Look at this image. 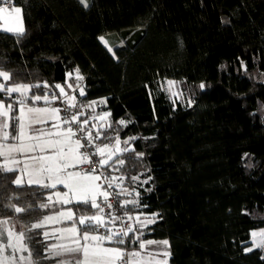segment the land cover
I'll return each mask as SVG.
<instances>
[{
  "label": "trees",
  "instance_id": "trees-1",
  "mask_svg": "<svg viewBox=\"0 0 264 264\" xmlns=\"http://www.w3.org/2000/svg\"><path fill=\"white\" fill-rule=\"evenodd\" d=\"M14 5L22 8L26 35L17 41L0 31V65L13 74L7 83L47 82L50 89L32 91L59 94L54 86L74 85L66 72L79 68L86 82L79 100L106 98L96 113L111 112L107 134L121 141L136 137L121 144L135 151L123 154L118 172L123 187L135 189L147 205H129L133 227H140L136 215L159 213L142 238L167 239L168 264H264V249L244 250L252 246L251 232L264 229V0H89L87 9L78 0ZM168 79L184 83L191 106L173 104L161 89ZM120 119L127 127L116 123ZM134 175L151 180L134 182ZM16 176L0 164V221H9L0 227L16 233L29 228L31 259L54 264L60 258H46L47 249L61 243L45 238L44 227L31 229L50 213L39 205L51 189L17 186ZM124 199L137 197L133 192ZM12 205L30 210L18 214ZM64 207L76 219L94 211ZM126 248L139 250L131 243Z\"/></svg>",
  "mask_w": 264,
  "mask_h": 264
},
{
  "label": "snow or ice",
  "instance_id": "snow-or-ice-1",
  "mask_svg": "<svg viewBox=\"0 0 264 264\" xmlns=\"http://www.w3.org/2000/svg\"><path fill=\"white\" fill-rule=\"evenodd\" d=\"M78 2L86 9L90 6L89 0H78ZM13 4L14 0H0V5H3L0 6V18L7 19L15 14L14 25L4 26L0 31L13 34L19 41L26 35V28L22 8L13 6ZM100 39L108 47V42L103 37ZM108 51L115 58V52L111 47H108ZM72 75L73 73H68L69 77ZM12 80V72L5 70L0 65V81H2L0 82V93L4 94L0 97V115L10 119L11 125L6 121L4 127L7 129L11 126L13 132L16 133L11 136V139L19 142L18 145H8L9 151L23 152L25 127L32 122L46 123L42 114L51 112L60 122L52 125L60 130L49 134L56 138L47 142L49 148L53 150V154L31 157L33 166L37 169L35 173L37 178L29 179L28 183L37 184L44 189H56L58 185H63L67 191H56L55 200H53V196L49 195V203L41 204L39 208L49 209L56 204H76L84 206L85 212L95 210L92 215H79L76 219V213L68 208L66 211H58L55 216L45 215L42 221L31 224V229H40L48 222L54 220L60 222L58 219L60 217L72 222L71 227L60 230L62 233L71 234L61 237L70 243L50 245L47 249L49 255L46 258L64 257L61 264H168L171 256L169 241L167 239L142 238L144 236L143 229L155 224L159 213L136 215L135 220L139 224V228H134L132 224L125 221V216L127 221L134 219L132 215L127 214L131 211L129 205L134 209L146 208L147 205L140 204L139 192L135 189L129 191L128 188L123 187L125 179L123 175H112V172H119L124 167L125 159L121 158L123 154L135 151L133 148L121 147V144L127 145L136 137H129L127 140L121 141L118 135L112 137L107 134L113 128V124L109 120L111 112L96 113V108L99 105L106 104V98L99 101L80 102L75 96H71L64 100L62 97L68 94L60 84L54 86L55 89H59V94L55 91L37 94L32 89H50L51 86L47 82L42 85L14 81L11 84L7 83ZM75 80L77 83L69 84L68 87L73 88L74 91L78 89L79 96H86L85 89L79 83L84 80L79 68L75 70ZM180 83L166 80L161 85V89L168 92L170 98H174L173 104L184 98V92L179 90ZM199 87L203 89L205 86L200 84ZM13 94L17 95L13 96ZM5 98L11 101L7 105L4 103ZM57 100H60L64 107H28L30 102L35 105L37 102L43 101L46 105H53ZM192 102L191 99L187 101L189 106ZM13 104L18 105V114H14L17 109H14ZM85 109L91 111L86 113ZM61 112H63V116L60 115ZM94 120L99 123H91ZM116 123L127 127V122L124 119H120ZM3 140L5 142L9 140L8 131L4 132ZM37 148L38 145L33 144L30 150L35 152ZM39 150L44 151L42 147ZM247 155L245 153V158ZM136 156L141 158L143 153H136ZM15 163L20 162L15 161ZM25 167L27 168L28 165L26 164ZM15 170L11 167L4 168V171L7 172ZM29 175L31 176L33 173H29ZM131 180L147 184L151 177L141 181L139 176L134 175ZM14 183L17 186H22L23 181L17 177ZM146 190L150 191V189ZM133 192L137 199H120L124 196H131ZM12 208L18 214L30 210L15 205H12ZM105 208L109 210L107 213H105ZM32 210L34 211V209ZM8 224V220L0 221V226ZM100 229H104V231L101 232ZM28 231L30 229L27 227L19 233H16L13 228L0 227V264H24L25 261L27 264H39V261L31 259L32 253L25 243ZM130 234L132 235L130 236ZM49 235V232H44L45 238H48ZM250 235L252 246L245 247L244 250L251 252L254 249H264V229L252 231ZM28 239L31 238L28 237ZM129 243L136 245L139 250H127L126 245ZM6 252L7 255H5ZM24 252H28L27 257L22 255ZM17 253H21V255L17 256Z\"/></svg>",
  "mask_w": 264,
  "mask_h": 264
},
{
  "label": "rangeland",
  "instance_id": "rangeland-1",
  "mask_svg": "<svg viewBox=\"0 0 264 264\" xmlns=\"http://www.w3.org/2000/svg\"><path fill=\"white\" fill-rule=\"evenodd\" d=\"M15 6V5H13ZM18 7V6H16ZM14 15L12 17H8L7 19L4 18H0V29H2L4 26H13L14 25ZM104 40H106L108 42V40L103 37ZM101 41V39H100ZM102 42V41H101ZM102 44L105 46V44L102 42ZM106 47V46H105ZM108 47H110L109 43H108ZM108 47H106L108 49ZM169 80V79H168ZM2 82V81H0ZM177 82H181V81H177ZM179 90H182L184 92V98L183 100L188 101L190 99L189 95H188V91L186 89V86L184 85V83H180L179 84ZM17 94H13V96H16ZM174 99V98H172ZM178 101V100H177ZM5 105H7V103L4 101ZM32 106H36V107H52L53 105H46V104H41V105H28V107H32ZM14 114H18V105H17V111ZM12 115V114H10ZM43 119L45 121H47L46 123H35L32 122L30 124H28L25 127V135L23 137V144H24V150L23 152H16V151H9L8 150V145L11 144H19V142L14 141V140H10L11 136L16 135L15 132L12 131V127L9 126L7 129H5L4 125L5 122L7 121L9 123V125H11V121L9 118H6L2 115H0V161L2 162V166L5 167H11V168H15L17 170V177H20L22 179V181H29V179H36L37 175L35 174L37 169L33 166V162L31 160V157L33 156H39V155H51L53 154V150L49 148L48 146V141L49 140H53L56 137L54 135H49L50 133L54 134L55 132L59 131V128H54L52 127L53 124H59V120H57L56 116L54 114H52L51 112L42 114ZM8 131L9 132V140L7 142H5L3 140V136H4V132ZM113 137V136H112ZM33 144L38 145V148L35 152L31 151V146ZM43 148L44 151L41 152L39 149ZM15 161H19L20 163H15ZM28 165V167L26 168L25 165ZM19 172V173H18ZM29 173H33V175H29ZM113 176H120V173L118 172H112ZM41 179H43V177H40ZM48 182V181H45ZM119 183V182H118ZM56 191H67V189H65L63 187V185H58L56 189H51L48 194H47V202L48 201V196L51 195L53 196V200L56 199L55 197V192ZM57 206H59L61 210H67L68 207H64V205H60V204H56ZM60 211V210H58ZM95 210L90 214H94ZM57 212L55 213H50L47 215H53L55 216ZM61 221H63L64 219L62 217L58 218ZM43 218L40 220L42 221ZM57 224V226L53 227V229L56 230V234H58L57 236L59 237L58 239L60 241H63L62 243L68 244L70 243L67 239H62L61 237H66L71 235L70 233H62L60 230L65 228V227H60L58 224L59 222L57 221H51L46 223L45 225H55ZM66 227H71V226H66ZM258 239V238H257ZM107 246V245H106ZM7 255V253L5 254ZM60 259L58 261H56V263L54 264H61V261L63 259H65L64 257H59ZM161 258V257H158ZM24 264H27V262L25 261Z\"/></svg>",
  "mask_w": 264,
  "mask_h": 264
},
{
  "label": "built area",
  "instance_id": "built-area-1",
  "mask_svg": "<svg viewBox=\"0 0 264 264\" xmlns=\"http://www.w3.org/2000/svg\"><path fill=\"white\" fill-rule=\"evenodd\" d=\"M14 1H15V0H14ZM13 5H14V4H13ZM0 6H3V5H0ZM68 73H70V72H66V75H67V76H68ZM71 73H72V72H71ZM81 75H82V74H81ZM82 76L84 77V75H82ZM68 77H69V76H68ZM69 78H72V79L74 80V85L77 83V81L75 80V72L73 73L72 77H69ZM79 83L81 84V86H82L84 89L86 88L85 77H84V80H83V81H80ZM66 93H67L68 95L65 96V97H62V99L67 100L69 97H71V96H75L76 99H77L78 101H80V100H79V97H78V93H79L78 89L74 91L73 88H72L71 90L67 91ZM92 100L99 101V100H101V99H100V98H96V99H92ZM92 100H89L88 102H90V101H92ZM80 102H81V101H80ZM53 106H55V107H61V108L64 107V105L61 104L60 100H57V101L55 102V104H53ZM101 106H102V105H99V107L96 108V112L99 111V109L101 108ZM88 111H91V110H90V109H85V112H86V113H88ZM60 115L63 116V115H64L63 112H61ZM91 123H96V124H98L99 122L94 120V121H92ZM113 136H116V134H113ZM120 199L123 200L124 197H121ZM108 211H109V210H108L107 208H105V213H107ZM118 214H121V213H118ZM127 214H128V213H127ZM125 221H126V223H130V224L134 225L133 220H132V221H127V220H126V216H125ZM117 224H119V222H117ZM100 231L103 232L104 229H100ZM127 250L131 251L132 249H127Z\"/></svg>",
  "mask_w": 264,
  "mask_h": 264
},
{
  "label": "crops",
  "instance_id": "crops-1",
  "mask_svg": "<svg viewBox=\"0 0 264 264\" xmlns=\"http://www.w3.org/2000/svg\"><path fill=\"white\" fill-rule=\"evenodd\" d=\"M64 87V90L65 91H67V90H69V88L66 86H63ZM13 131V130H12ZM10 140H12V139H10ZM0 164L1 165H3L2 164V162L0 161ZM17 171V170H16ZM19 173V172H18ZM25 183H28L27 181H24ZM29 184V183H28ZM60 207L59 206H57V205H55L54 207H50V213H55V212H58V210H61V209H59ZM49 213V214H50ZM60 221V220H59ZM63 221H65V220H63ZM63 221H61V222H59V226L62 228V227H64V226H62L61 225V223L63 222ZM40 222V221H39ZM55 226H57V224H55V225H45L44 226V228L45 229H47L48 231H49V233H50V235L49 236H51V238H53V239H57L58 241H59V243H62L63 241H60L58 238V234H56V230L55 229H53V227H55ZM53 233H54V235H53Z\"/></svg>",
  "mask_w": 264,
  "mask_h": 264
}]
</instances>
